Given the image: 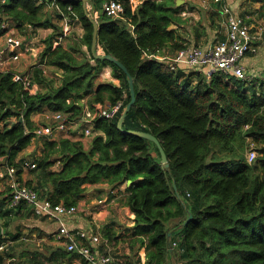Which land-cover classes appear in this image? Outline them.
Segmentation results:
<instances>
[{
    "label": "trees",
    "instance_id": "16d2710c",
    "mask_svg": "<svg viewBox=\"0 0 264 264\" xmlns=\"http://www.w3.org/2000/svg\"><path fill=\"white\" fill-rule=\"evenodd\" d=\"M121 1L124 18L103 14L98 42L132 75L135 104L119 129V118L131 100L128 76L115 63L97 60L110 63L122 84L99 85L91 105L104 103V92L109 91L110 104L124 101L120 113L112 120L94 121L88 150L70 139H43L44 154L33 170L38 184L28 186L54 205L73 206L84 197L88 184L117 187L132 181L127 205L135 214V225L128 244L132 249L146 248L147 264H167L171 256L176 264H264V71L262 79L252 73L250 79H238L223 71L208 76L205 69L192 71L186 66L171 70L153 56L185 47L177 40V29H170L183 22L181 7L175 0H144L133 10L131 0ZM254 1L261 4L258 14L264 18V0ZM56 3L60 18L82 22L91 47L94 26L83 1ZM0 8L20 28L49 24L42 21L41 7L33 0H11ZM57 37L58 31L47 39L44 57L66 71L61 88L31 94L15 72L0 73V162L7 159L19 173L22 166L15 158L36 137L34 114L47 108L70 120L84 115L80 101L89 93L96 67L75 62L70 52L54 48ZM33 77L41 83L43 70L35 67ZM128 131L153 134L169 167L162 164L156 143ZM252 149L257 154L250 162ZM5 200L10 204L11 194ZM2 207L0 218L12 212H3ZM189 213L193 217L185 224ZM2 242L10 239L1 237ZM20 245L11 244L0 259L44 264L37 253L23 259Z\"/></svg>",
    "mask_w": 264,
    "mask_h": 264
},
{
    "label": "crops",
    "instance_id": "0c3cea01",
    "mask_svg": "<svg viewBox=\"0 0 264 264\" xmlns=\"http://www.w3.org/2000/svg\"><path fill=\"white\" fill-rule=\"evenodd\" d=\"M11 1V0H10ZM9 1V2H10ZM34 1V0H33ZM84 8L89 18L95 20L100 28L103 8H101L102 0H82ZM136 7H138L144 0H133ZM226 3L236 13L245 17L257 16L256 10L260 7L252 9L253 4H257L254 0H225ZM9 2L7 4H9ZM36 5L41 7L40 16L44 18V13L51 11L52 16L45 19L44 23H49L46 26L35 27L26 25L18 27L13 18L5 15L0 8V17L4 18L3 22L7 23L10 30L5 31L0 27V51L9 55L13 47L7 44L8 37L21 40L22 48L25 51L19 61L6 65V71H13L20 73V75L30 74L34 84L36 85V94L50 93L62 87L66 71L60 67L48 64L47 58L44 57L47 39L53 34H57L56 28H59L60 34L54 40L53 47L61 48L72 54L75 62H87L96 67L95 75L92 78V86L89 93L84 95L81 99L83 106V116L75 120L74 127L66 131L58 130L51 137H35L27 150L21 152L15 158V162L20 165L25 161L34 165L32 168L18 170L19 179L25 184L30 182L34 186L38 184L37 177L33 173L36 169L37 163L43 157V139L53 141H60L61 139H70L73 142H81L86 150L91 147L92 137L84 133L87 124L82 120L88 113L94 112L96 109L105 107L110 104L111 93L104 92V103L91 105V101L95 96L96 88L102 84H113L116 87H121V80L114 76V68L110 63L99 64L93 57L91 47L85 42V28L78 19H69L66 17L60 18L61 10L57 3L51 6L53 1L42 0V2L34 1ZM176 5L181 7L180 15L183 22L179 25L173 24L170 29H177V40L184 42L185 45L197 43L198 45L208 46L216 41L224 40L226 33H219V24L221 14V4L216 0H175ZM260 5V4H259ZM3 13V14H2ZM249 20H254L250 19ZM255 18V17H254ZM91 20V19H90ZM0 23V24H1ZM43 37V41L40 39ZM33 42L36 49L33 51L25 50V44ZM261 44V45H260ZM262 46L264 43H260ZM260 47L255 54L250 53L245 59L244 64L248 71L253 75L256 74L253 66L259 64L260 57L256 55L261 53ZM97 53L106 55L105 49L98 42ZM159 55H170L167 50L158 53ZM258 55V56H259ZM101 60V59H100ZM39 67L43 70V81L38 83L34 81V68ZM264 71V70H263ZM262 71V72H263ZM260 73V71H259ZM47 108L34 114L32 121L36 128L42 125H55L52 114ZM62 113V112H61ZM65 114V113H63ZM66 115V114H65ZM42 139V140H41ZM7 159L0 162V171L6 170ZM59 166V165H58ZM132 184V183H131ZM128 182L120 186H113L107 182L98 184H88L84 197L79 200L77 213L68 219V227L73 231H87L89 238L79 237V242L92 248L95 253L109 255L114 260L120 262H130L132 264H147V250L145 247L132 249L128 244L130 236L135 225V214L132 213L130 207L127 205L129 197L128 187L131 185ZM33 188V187H32ZM10 188L8 181L0 177V205L2 211L12 212L0 218V228H2V238H9V246L14 243L21 244L19 246V253L26 254L24 258L37 253L38 259L44 264H87L86 261L77 253L69 252L66 243L56 239L55 234L59 229L57 222L47 218L38 217L34 215L32 208L29 205H22L16 210L10 208L9 200H5L9 194ZM104 201V205L99 204ZM5 224V226H1ZM16 236L18 240L12 242L11 238ZM92 236H99L98 243L92 242ZM32 253V254H31ZM1 254L0 256H2ZM17 259V258H16ZM18 261V259H17ZM167 264H176V258L171 256Z\"/></svg>",
    "mask_w": 264,
    "mask_h": 264
},
{
    "label": "built area",
    "instance_id": "2783aa9c",
    "mask_svg": "<svg viewBox=\"0 0 264 264\" xmlns=\"http://www.w3.org/2000/svg\"><path fill=\"white\" fill-rule=\"evenodd\" d=\"M10 0H0V5L7 4ZM42 2V0H34ZM48 1V0H47ZM53 1L51 6H55L56 0ZM221 4V14L226 17V37L224 40L216 41L208 46H194L185 45V47L177 50L173 56L170 55H154L156 59L165 62L171 70H177L179 67L186 66L192 71L201 69L206 70L208 76L210 74L223 71L227 74L233 75L238 79H250L251 76L248 68L244 64V59L250 54L258 52V45L264 42V27L250 22L246 17L236 13L225 0H216ZM103 13L107 17L113 19H122L125 16V7L121 0H102ZM132 8L135 10L137 5L131 0ZM2 30L8 31L10 28L7 23H1ZM7 44L13 47L12 52L7 55L0 51V73L5 72L6 65L19 60V53L25 51L22 48L23 43L21 40L8 37ZM36 45L33 42L25 44V50L33 51ZM8 63V64H7ZM19 82L22 84L25 91L31 94H36V85L30 74L20 75L15 73ZM124 105L123 100H119L113 104H108L105 107L96 109L92 113H88L82 118L87 124L84 133L87 136L94 134L93 126L94 121L98 118L112 120L120 113ZM55 125H42L38 126L34 134L37 137H51L58 130L66 131L74 127L75 120L68 119V116L61 112H54L52 114ZM256 156V151L251 150L248 158L252 162ZM23 169L34 167L28 161L21 164ZM6 170L0 171V177L8 181L10 188L11 200L10 207L17 209L22 205H29L34 215L38 217H47L58 223L59 229L55 234L57 240L66 243L69 252L77 253L80 255L87 264H132L130 262H120L114 260L109 255L95 253L91 247L86 246L79 242V237L89 238L87 231L73 232L68 227V219L77 213L78 207L76 205L66 206L63 203L54 205L50 200L41 198L39 193L32 187L22 182L18 177V170L15 166L7 165ZM99 204L104 205V201ZM99 236H92V242L98 243ZM9 247L8 242L0 244V255L7 252ZM18 261L15 257H8L4 260L0 259V264H17Z\"/></svg>",
    "mask_w": 264,
    "mask_h": 264
},
{
    "label": "water",
    "instance_id": "95a60500",
    "mask_svg": "<svg viewBox=\"0 0 264 264\" xmlns=\"http://www.w3.org/2000/svg\"><path fill=\"white\" fill-rule=\"evenodd\" d=\"M103 7V4L101 3V8ZM103 11V10H102ZM93 26H94V32H93V38H92V44H91V52L93 54V57L95 59H105L107 61H110L112 63H115L116 65H118L128 76V80H129V85H130V94H131V100L128 103V105L124 108L119 121H118V128L122 129L123 127V122L127 116V114L129 113V111L132 109L133 105L136 102V92H135V86H134V80L132 75L128 72V69L126 68V66L121 63L118 59H116L114 56L110 55V54H106V55H100L97 53V47H98V34L100 31L99 25L98 23L93 20L92 18H90ZM128 133L130 134H134L140 137H144L146 139H149L151 141H153L154 143H156V145L158 146L160 152H161V156H162V164L165 167H169V163H168V157L166 155V152L164 151V148L161 146L159 140L151 133H147V132H142V131H128ZM129 184L132 183V181H128ZM175 190L177 191V187L175 185ZM178 192V191H177ZM178 196H180L178 194ZM192 214L189 213V217L186 220L185 224L188 223L191 219H192ZM171 235V234H170ZM2 237V228H0V238ZM172 250V248H171Z\"/></svg>",
    "mask_w": 264,
    "mask_h": 264
},
{
    "label": "rangeland",
    "instance_id": "374dc122",
    "mask_svg": "<svg viewBox=\"0 0 264 264\" xmlns=\"http://www.w3.org/2000/svg\"><path fill=\"white\" fill-rule=\"evenodd\" d=\"M260 3H257L256 5L255 4H253L252 5V7H254V8H252V9H255V6L256 7H261V4L259 5ZM259 9H261V8H258L257 10H256V13L258 12V10ZM52 16V13H51V11L49 10H47L45 13H44V18H43V21L45 20V19H49L50 20V17ZM245 17V16H244ZM255 17V18H254ZM254 17H246L247 19L248 18H250V19H254V20H251V21H253L256 25H257V27H259V26H263L264 27V18H261L260 17V15L257 13V16H255L254 15ZM3 20H5L4 18H2V17H0V23L1 22H3ZM220 22H221V24H219V26H220V28H219V33H226L227 32V28H226V17H225V15H223L222 17H221V19H220ZM56 31H58V35L60 34V31L59 30H56ZM40 39L43 41V37H40ZM262 43H264V42H262ZM261 45V44H260ZM260 45H258V47H260V55L258 56V55H256L255 57H254V61H256V59H257V57H260V59L259 60H257V62L259 61V64L257 65V66H253L254 68V70H255V72H256V74H254L255 76L257 75V77H259L260 79H262V77H263V74H262V71L264 70V44L262 45V46H260ZM23 54H25V53H23V52H20L19 53V59H20V57L23 55ZM19 61V60H18ZM9 66V65H8ZM259 71H260V73H259ZM251 72V71H250ZM252 73H253V71H252ZM253 75V74H252ZM249 78H251V76L249 77ZM249 153V152H248ZM248 153H247V155H248ZM256 154H257V152H256ZM247 158H248V156H247ZM21 247H23L22 245H21Z\"/></svg>",
    "mask_w": 264,
    "mask_h": 264
}]
</instances>
